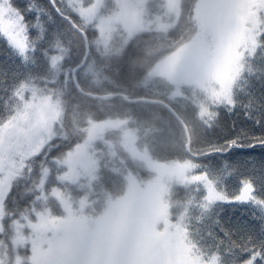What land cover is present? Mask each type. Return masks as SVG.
Returning <instances> with one entry per match:
<instances>
[{"label":"snow or ice","instance_id":"6c2138e0","mask_svg":"<svg viewBox=\"0 0 264 264\" xmlns=\"http://www.w3.org/2000/svg\"><path fill=\"white\" fill-rule=\"evenodd\" d=\"M69 6L89 19L75 0ZM212 7L196 53L200 134L196 146L189 137L175 173L194 192L185 197L188 212L173 220L163 202L125 218L124 202L99 217L86 213L87 199L69 190L82 177L76 155H51L61 146L53 143L60 103L53 95L78 84L70 77L81 68L60 40L66 14L57 0H0V249H8L0 264H264V160L245 156L251 168L231 160L264 154V0H214ZM21 178L32 184L18 198L12 193ZM226 210L250 211L255 223L237 218L239 226H230L231 217L221 219Z\"/></svg>","mask_w":264,"mask_h":264},{"label":"trees","instance_id":"16d2710c","mask_svg":"<svg viewBox=\"0 0 264 264\" xmlns=\"http://www.w3.org/2000/svg\"><path fill=\"white\" fill-rule=\"evenodd\" d=\"M57 2L60 4V11L66 14L65 17L70 16L69 20L86 33V36L65 19L60 24L62 29L68 30L67 35L60 37L61 43L70 48L72 62L81 63V68L80 73L75 76L79 88L74 83L70 89H60L59 95H53V103L57 99L60 102L55 123L57 138L53 143L61 146L54 148L51 155L56 156L58 152L72 149L77 157L78 170L82 171L85 166L79 149L89 145L90 154L97 164L92 172L81 177L77 186H69V190L77 197L86 198V213L97 217L113 200L124 196L129 176L132 175L138 186L140 185L143 203L147 200L149 202L151 197L149 184L157 183L164 186L163 200L170 218L175 220L186 214L188 205L185 197L189 191L194 192V188L181 184L177 179H167L138 157V154L131 152V148L135 146L139 152L148 153L155 162L180 165L188 155V138L183 126L159 103L130 101L147 99L169 105L185 123L193 146H196L201 129L196 116V104L203 98L200 89L184 86L177 90L166 79L153 76L152 71L158 63L181 46L194 42L200 28L199 18L195 15L199 0H181L182 14L170 28L141 31L134 36H128L121 27L116 28L117 38L121 37L122 44H113L110 50L101 47L102 36L96 25L85 20L79 12H73L69 0ZM89 3L85 2L86 5ZM102 10L107 15H112L119 11V7L115 0H104ZM85 39L88 40V53ZM51 54H57L54 48ZM2 63L3 57H0V64ZM68 63L67 60L63 62L65 67ZM89 67L96 69L105 85L97 86L85 78V71ZM3 68L9 73L15 71V65L11 61L5 62ZM60 78L64 79L65 76ZM70 79L74 80V76ZM177 91L182 95L180 98L174 97ZM97 95L113 96L107 101H101L95 97ZM249 155L255 156L257 165L264 160V154L259 150L254 153H236L231 160L242 163L245 168H251L252 165L244 160ZM34 176L35 174L33 178ZM31 184V179L21 178L14 181L12 194L21 197ZM24 205L25 201L21 200L20 206ZM8 209L13 211L15 205L10 202ZM250 214L249 211V215L242 216L241 211L232 213L226 210L221 219L228 221L231 217L233 225L230 226H239L237 218L241 223H255L249 220ZM193 225L199 227L195 221ZM158 227L162 228L163 225ZM7 251L8 249H0V259L4 258Z\"/></svg>","mask_w":264,"mask_h":264},{"label":"rangeland","instance_id":"374dc122","mask_svg":"<svg viewBox=\"0 0 264 264\" xmlns=\"http://www.w3.org/2000/svg\"><path fill=\"white\" fill-rule=\"evenodd\" d=\"M103 1L75 0V3L78 9L89 14L87 21L96 25L102 36L100 45L104 50H110V46L113 44H122L121 37L120 39L117 38L118 34L115 32V29L118 27L123 28L128 36H134L141 31L170 28L176 24L182 14L180 8L181 0H115L119 11L112 15H107L102 10ZM85 2L90 3L86 5ZM198 3L195 8V15L199 18L200 28L194 38V42L181 46L175 53L158 63L152 71L153 76L166 79L177 90L184 86L197 87L195 81L200 78L199 68L201 61L196 53L203 47L209 25L216 14V10L212 7L214 0H199ZM84 76L91 82L95 80L97 86L105 85L102 79L99 82V74L92 67H89L85 71ZM181 96V93L178 91L174 94L176 98H180ZM54 130L56 131L55 124ZM132 142L134 144V140ZM79 150L82 153V160H84L82 163L85 166L80 171L83 176L87 172H92L97 164L90 154L91 149L89 145ZM131 152L135 155L138 154V157L146 161L152 168L158 170L162 176H165L167 179H176L175 173L179 165H165L155 162L150 158L148 153L139 152L135 146L131 148ZM127 187L124 196L113 200L112 204L110 203L111 205L99 216L103 215L111 206L120 204V202H124V207L120 213L121 218H125L129 213L133 212L142 213L150 211L158 207L161 202L166 204L163 200L164 186H159L157 183L149 184L148 190L151 197L149 198V202L147 200L144 203L139 190L140 185L138 186V182H135L132 175L129 176Z\"/></svg>","mask_w":264,"mask_h":264},{"label":"water","instance_id":"95a60500","mask_svg":"<svg viewBox=\"0 0 264 264\" xmlns=\"http://www.w3.org/2000/svg\"><path fill=\"white\" fill-rule=\"evenodd\" d=\"M65 20H67V21H69V23L77 30V31H79L83 36H85V34L81 31V30H79L78 28H77V26L72 22V21H70L67 17H65ZM85 44H86V52L88 53V40L87 39H85ZM86 58H87V56H86ZM74 80H76V77L74 76ZM76 84V86L79 88V86H78V84L77 83H75ZM112 96L113 95H97V96H95L97 99H99V100H101V101H107V100H109V99H111L112 98ZM126 99V98H125ZM130 101V100H129ZM130 102H145V103H151V104H155V103H159V104H161L162 106H164L172 115H174V117L181 123V125L183 126V129H184V131H185V133H186V136H187V138H188V140H189V132H188V129H187V127H186V125H185V123L180 119V117L173 111V109L169 106V105H167V104H165V103H163V102H160V101H153V100H147V99H137V100H134V101H130Z\"/></svg>","mask_w":264,"mask_h":264}]
</instances>
